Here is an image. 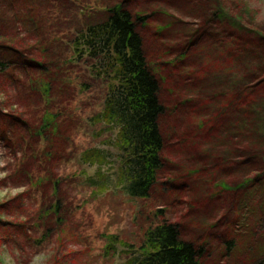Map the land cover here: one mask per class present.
<instances>
[{
	"label": "rangeland",
	"instance_id": "374dc122",
	"mask_svg": "<svg viewBox=\"0 0 264 264\" xmlns=\"http://www.w3.org/2000/svg\"><path fill=\"white\" fill-rule=\"evenodd\" d=\"M111 1L122 3L133 15L148 17L138 23L137 30L162 82L161 99L167 107H176L165 121L177 133L168 143L167 178L163 180L167 190L153 192L148 200L133 198L124 185L118 186L114 164L101 169L102 180L97 176L100 167L80 161L81 154L92 148L116 161V151L103 145L115 135L91 122L103 109L104 87L84 69L75 64L67 67L73 83L61 96L55 94L57 101L50 110L42 94L32 90L30 76L41 72L32 64L42 60L41 44L52 45V55L61 63L71 60L72 40L90 23L81 11L95 9L97 0H27V7L21 0H0V54L6 64L0 73V264H129L131 252L124 245H139L142 229L163 220L180 223L188 241L206 243L205 264H241L252 252L261 254L264 163L255 153L264 148L260 144L264 103H259L257 127L249 136L248 131L243 132L247 136L237 134L238 115L231 114L219 130L193 139L196 149L180 144L179 134L193 131L197 124L192 120L199 123L216 114L225 91L264 78V67L253 71L256 65L264 66V0ZM24 13L43 19V30L25 20ZM237 28L263 39L250 42L248 50L244 48L247 43L240 41L243 37L237 38ZM235 40L240 42L232 65L198 78L206 65L218 59L225 64L221 56ZM64 109L72 117L66 124L71 140L65 153L50 165L41 156L31 159L47 141L32 139L24 123ZM217 158L229 164L222 168ZM19 165L35 178L53 170L55 177L64 180L63 224L54 215L46 227L38 224L43 203H55V199L43 198V191L53 197V185L30 190L28 177L15 176ZM211 172L216 174L214 179ZM257 176L239 194L219 189L214 193L221 184L235 189ZM103 183L108 189L99 192L98 185ZM23 223L26 227L20 228ZM2 234L7 236L2 238ZM112 236L115 245L107 252ZM228 243L233 244L230 250Z\"/></svg>",
	"mask_w": 264,
	"mask_h": 264
},
{
	"label": "trees",
	"instance_id": "16d2710c",
	"mask_svg": "<svg viewBox=\"0 0 264 264\" xmlns=\"http://www.w3.org/2000/svg\"><path fill=\"white\" fill-rule=\"evenodd\" d=\"M21 1L27 7V0ZM81 15H87L90 23L80 29L72 40L73 55L67 63H61L56 56L52 55V45L48 44L43 47V43L41 44L42 60L32 63L36 64L35 67L41 68V72L40 76H30L32 90L42 94L46 109L50 110L57 101L55 94L61 96L65 88L73 83L67 75V67L75 64L99 81L104 87L103 109L91 118V122L96 126L105 127L115 135L103 145L116 151V161H110L108 155L95 148L84 151L80 161L83 164L100 167L97 176L102 180L105 177L101 169L106 165L114 164L113 168H117L118 173V186L124 185L128 195L133 198L148 200L153 192L167 190L165 189L167 183L163 180L167 178L165 175L169 158L168 143L177 134L175 126L165 122L169 116L175 114L176 107H167L161 99L162 82L155 75L156 71L144 51V40L137 30L138 23H144L148 17L133 15L124 8L122 3L111 0H97L95 9L87 13L83 10ZM96 17L98 20H94ZM23 18L33 23L38 31H42L43 24L46 23L43 19L30 16L29 13H24ZM242 30V28H237V38L243 37L240 41L247 43L244 48L248 50L252 48L248 46L250 42L254 43L262 38L253 37L252 33H245ZM239 42L238 40L233 41L227 48L228 52L225 51L221 56L225 64H221L218 59L217 63L206 65L199 72L198 78H202L203 73L216 70V68L227 69L231 66L237 55L235 48ZM4 62V55L1 53L0 73L6 66ZM263 67L256 65L253 71L257 72ZM222 97L224 102L216 114L199 123L192 120V124H197L193 125V131L179 134L180 144H188L196 149L197 143H193V139L201 134L210 135L213 131L219 130L230 114L238 115L235 123L239 130L237 134L245 135L243 132L248 131V136L251 135L250 131L257 127L258 118L256 116L261 113L258 110L259 103H264V78L238 90L225 91ZM203 103L208 102L203 101ZM66 109L58 113L48 111L43 116L24 123L32 139L44 138L47 141L39 155L34 154L31 159L36 160L38 156H41L45 163L50 165L53 160L55 161L65 153L71 140L66 124L72 120L70 114H66ZM261 136L263 139L260 144H264L263 133ZM29 148L31 149L32 146ZM255 155L264 163V148L259 149ZM217 161L222 162L220 163L222 168L229 164L220 158H217ZM215 175L211 172L210 178L214 179ZM15 176L28 177L30 190H43L53 185V197L50 198V195L43 191V198L47 197L51 201L55 199V203L52 205H49L47 201L43 203L36 218L39 225L46 227L50 224L49 219L52 215L57 216L62 224L65 222L62 220L63 214L66 213L63 204L65 196L62 189L63 179L55 177L53 170L44 176L35 178L29 175L25 167L21 165L18 166ZM257 178L259 177L245 180L235 189H229L221 184V187H216L214 193L219 189L222 192L232 190L239 194L252 185ZM98 187L99 192L108 189L106 183L99 184ZM158 213L162 212L158 211ZM19 227L25 228L26 223L20 224ZM142 234L139 245H124L131 252L129 264H205L206 243L198 244L185 239L183 226L180 223L163 220L159 224L142 229ZM6 236L2 234V238ZM111 238L112 241L106 248L107 252L115 245L113 242L115 237ZM232 247L233 244L228 243V249ZM241 262V264H264V250L261 254L252 252L247 260L242 259Z\"/></svg>",
	"mask_w": 264,
	"mask_h": 264
}]
</instances>
